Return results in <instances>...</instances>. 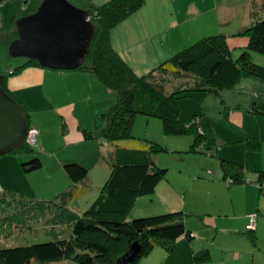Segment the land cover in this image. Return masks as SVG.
Listing matches in <instances>:
<instances>
[{"label":"trees","instance_id":"1","mask_svg":"<svg viewBox=\"0 0 264 264\" xmlns=\"http://www.w3.org/2000/svg\"><path fill=\"white\" fill-rule=\"evenodd\" d=\"M26 1L25 8L19 7L11 22L0 26V42L6 47L17 37L15 19L34 12L41 2ZM1 3L2 0L0 6ZM143 3L144 0H108L85 7L87 17L95 25V33L84 62L74 70L95 74L115 94L113 104L107 111L96 114L92 130H85L84 133L86 139L100 135L107 143H117L114 149L101 154L100 161L108 166L109 172L99 188L98 196L80 213L72 209L73 200L91 187L88 184V168L77 161L62 165L69 184L50 199L37 198L15 188H3L0 191L1 218L15 225L48 216L50 222L46 218L47 223L69 224L70 236H56L48 241L24 245L0 246V264H46L67 258L80 264H120L117 260L135 240L140 243L139 255L126 264H137L151 249L161 247L171 251L179 237L190 239L193 236L185 225L186 212L183 210L127 218L135 199L151 195L157 184L166 177L168 168L155 161V155L166 148L154 141L131 146L119 140L132 138L134 116L143 114L158 117L166 134L191 135L190 151L207 153L205 150L210 144H218L219 140L209 125L210 117L195 113L191 122H183L179 117L178 100L190 97L202 102L208 93L229 90L247 76L264 80V65L252 61L250 57V51L264 54V0H261V7L255 0H250L251 21L243 28L230 35L219 32L203 36L148 72L138 75L112 47L110 32ZM235 37L245 39V43L235 46L231 42V38ZM235 49L238 52L234 54ZM28 66L40 65L33 58H25L17 67L1 72L4 75L1 85L18 102L29 121L25 105L5 86L4 81L8 75L16 74ZM153 71L161 72L162 76L159 77L166 78L163 74H170L176 81L173 80V85L165 88L160 78L158 82L153 80ZM247 110L264 115V102L256 100ZM38 137L39 130V145H28L24 140L20 148L9 153H26L33 151V148L42 150ZM261 142L260 138L254 136L244 139V164L220 159L227 185L244 183L245 168L255 170L257 182H261L264 176L260 165ZM21 162V169L25 172L43 166L37 155ZM260 192L264 193L263 190ZM209 257L208 248L193 255L195 262L206 261Z\"/></svg>","mask_w":264,"mask_h":264},{"label":"rangeland","instance_id":"2","mask_svg":"<svg viewBox=\"0 0 264 264\" xmlns=\"http://www.w3.org/2000/svg\"><path fill=\"white\" fill-rule=\"evenodd\" d=\"M24 1L26 0H2L0 6V26L11 22L19 7L22 6L21 8H25L27 3L24 4ZM69 1L75 4L76 6L82 7L84 9L85 7H89V5L85 3V0ZM196 1L199 2V0H144L145 4L143 3V5L139 9L132 13L140 11L144 8L150 9L149 4L151 2H154L153 7H158L160 9L158 13H161V10L165 11L163 12L164 20H166V18L167 20H169L172 17H177V19H179V17L183 15V12H185V10L188 8L190 9V7H192L193 3H195ZM255 1L257 4L259 3L258 6L261 7V0ZM203 5L204 6L201 7V10H204L205 13H202L200 15H202L203 17L205 16L204 18L208 20L206 25H209V27L203 29V31L205 32H192L194 33V36L192 37L187 34H183L182 36L185 38V42H187L189 39L192 43L203 36L216 33H209L217 30V24L212 23L213 17H210L211 15H207L208 13H210V10H207L208 6H206L205 4ZM257 9L258 8H256V11ZM131 14L125 17L124 21L125 19L134 18L129 17ZM200 15L194 18L195 21L194 19L191 20L192 23H195L193 26H197ZM126 22H123L122 26H126ZM117 25H119V23H117L115 26ZM133 25L137 27L138 34L143 31L145 27L144 22H141L139 20L135 21L130 26ZM125 29L126 31L121 29L119 31V38L122 41L129 40L138 35L134 34L130 28ZM189 30L193 29L191 24L188 25V22L186 21L181 23L177 27H174V31L176 33H185L189 32ZM226 31H232V29L229 27L228 29H226ZM1 36L2 35L0 34V37ZM157 36H161V34ZM172 36L174 35H171V37ZM177 37L179 38V35H177ZM110 39L111 41H115L113 31L110 32ZM3 40L4 37H2V41ZM164 41L166 43L163 42L161 39H158V44L156 47L158 48V50H162L164 45L169 43L165 39ZM7 47L3 42H0V72H7L10 67H17L25 61V57L10 56ZM168 50L169 47L166 51ZM137 51L139 54V61H143L144 53H142L141 50ZM250 55L253 58L251 60L256 63H259L260 61L258 60V58L264 57V54L255 51H250ZM146 61H148V57L146 58ZM140 64L143 65L142 62H140ZM163 75H165L166 78L159 77L162 76V73L159 71H153L151 73V76H153L154 81H157L158 78H160L161 83L165 85V88L171 87L173 85V80L176 81L174 79L175 77L171 76L170 74ZM48 86L51 87L52 84L50 83ZM39 87L41 86H38L31 90L24 89L23 91V93H27L29 103L32 107L30 109L31 112L29 115L30 124L32 126L28 125L25 138H27L26 136L28 134V131L29 133H31V127L35 126L40 132L39 135L42 134V137L44 136L46 140L48 138L49 143H47L45 149L43 150L33 148V151H26V153H16L15 156L21 158L19 162L20 166V164L22 163L21 161H23L24 159L26 161L27 159H31L32 157L37 155L41 158L43 166L39 169L25 172L22 175H17L16 177H1L0 185H10L11 183H13V185L31 190L32 193H34L32 195L37 198H40L39 196L47 195V197L44 199H50L58 192L65 189L66 186L64 185V182L66 178L64 175L65 172L62 171V164L65 162H62L61 165H59V163L60 161H66L64 159H67L66 157H69V155L72 154L71 150L78 143H71V141H73V136H75V128L72 127L69 131V128L67 127L68 124H64V118L62 117L60 111L56 112L55 105L52 106L51 109H47L46 103L48 102V96L45 92L46 88L44 87V91L43 89L39 90ZM226 93L227 90L220 91V94L222 95L221 98H223V95H225ZM216 96L221 99L218 94ZM105 97L106 96H103L102 98L104 99ZM205 97L206 99L203 100L205 104L209 99L211 100L209 102L211 104H208L209 106L207 105V111L209 112V114H207L210 115V128L212 129L215 137L220 140L218 144H210V147L205 150L207 151V153L190 151L189 147L191 145V135L166 134L162 129V123L158 117L146 116L143 114H136L134 116L133 125L131 128L132 138L121 139L119 140V142L134 146L141 143L145 144L147 143V141H154L163 145L166 149L160 152L159 154L155 155V159L159 156V160H156V163L160 166L167 167L168 176L169 174L171 177L172 175H174L176 178L175 183L179 186L182 184V182H178V179H182L180 176H182L186 182H189V177L187 176L191 175L192 177L193 173L198 174V171H201V173L204 175L203 177L205 178V180L202 183H197L194 189L187 191L185 195V204H188L190 210L188 218H197L195 214H191V211H195L194 209H197L198 206L200 207L199 209H202V207H204V209L208 211L202 212V210H199L201 211L199 213L205 214L204 218H216V222L211 220L210 223L205 226V229L207 230L203 232V237L205 241L209 244L208 247L210 253L213 252V259L214 261L216 260V264H222L223 262H225L226 264H250L252 260V254H254L252 256L254 258L253 264H257L259 258H264V193L259 192L254 182H244L246 187H243V184L234 183H230L229 185H227V179L224 180L221 177L220 159L224 157L223 155L227 153V151H231L230 153H233V156H243L244 150L242 149V140L247 132H256L258 133L260 138L264 139V125H260L264 124V122H260L259 118V116H264L253 113H249L247 115L246 113H248V111L245 109V107L238 104L232 105L235 108H229L226 106V109H224L223 112L221 111L218 114V110H215L217 109V105L215 104L216 106L214 107V100L212 99V95L208 94ZM179 101V117L183 122H191L194 113L201 112L200 107L203 103L200 104V101L190 97L180 98ZM70 104L73 105L76 110L72 111L70 109L71 113H75L74 116L78 115L77 109H83L82 111H84L85 114L89 107V105H86V107L83 108L82 105L79 104L78 99L74 100L73 102H70ZM112 104L113 103H111L110 105ZM210 106L211 109L214 110H210ZM223 106H225L224 102ZM61 108L69 110V104L65 103L61 106ZM107 110H103L100 113L105 112ZM226 112L227 116L225 118L224 116ZM89 116L90 114L89 112H87L81 118L83 124L90 123V121L88 120ZM234 117H236V120H234ZM241 118H251L250 120H248V122L241 123L243 128L242 126H239ZM34 123H36L38 126L34 125ZM72 124L75 126L74 123ZM96 138L99 141L102 139L100 135L96 136ZM227 139L230 140L228 141ZM102 141H104V144H106V140L102 139ZM84 144V142L79 143L78 148L82 150V148H84ZM108 144L111 147L109 151L114 149V147L117 145V143L112 142ZM262 148L264 150V142ZM104 151L106 153L108 152L107 149ZM68 162H74V160H69ZM88 163L90 164V166H88V169L90 170L89 173L91 174L93 182L95 183L94 185L90 184L91 187L87 192L83 193L80 197H77L76 200H73L72 209H74L78 213L88 207V205H90L92 201H94V199L98 196L99 189H97L95 186L99 185L100 188V186L103 184L104 180L108 175L107 170L103 171V169H101L102 167L100 166V160L96 161V163L94 160L92 162L89 161ZM92 165H94V168H90L92 167ZM202 167H204L203 171L200 170V168ZM90 174H88L89 177ZM246 175L248 179H251V176H254V179L256 177V174L254 173L252 175V172L249 170H246ZM262 182L264 186V179ZM61 183L63 185L62 187H60ZM189 184H191V182H189ZM2 189L0 190L1 192ZM150 196L151 195L137 197L128 211L127 218L131 219L133 217L138 216L153 215L154 213L149 214L151 209L147 207L148 203L150 204V202H148ZM151 204L157 205L154 199L151 201ZM185 210L189 211L187 209ZM46 218H48V221L46 220ZM46 218L41 217L37 221L33 220L31 222H27L28 225L26 223L11 225L9 222H7L6 218L0 217V246L13 244L24 245L33 242L48 241L55 238L56 236L65 238H68L70 236L69 224L47 223L50 222V217L46 216ZM236 222L238 223L237 227L239 234L236 232H231V229H233L232 227ZM216 227H218V229H216ZM223 229L230 230L221 231ZM244 230L246 231L242 232ZM217 256L219 260L216 258ZM57 261L46 264H80L70 258Z\"/></svg>","mask_w":264,"mask_h":264},{"label":"crops","instance_id":"3","mask_svg":"<svg viewBox=\"0 0 264 264\" xmlns=\"http://www.w3.org/2000/svg\"><path fill=\"white\" fill-rule=\"evenodd\" d=\"M86 4H101L107 0H85ZM212 1V2H211ZM196 1L193 3L192 7L190 9H186L185 12H183V15L177 19V17H170L171 19L164 20L163 16V10H161V13H158L160 10L158 7H153L154 2H151L149 4V8H144L140 11H137L135 13H132L129 17H134L132 19H124L122 22H119V25L113 27L111 31H113V35L115 38V41H111V45L114 48V50L121 56V58L133 69V71L137 74H144L150 69H152L154 66L159 64L161 61L166 60L173 55V53H176L177 51L181 50V48L188 46L191 43V40L188 39L187 42H185V38L182 36L183 34H187L190 37L194 36L195 31H203V29H206L209 27L206 23L208 20H206L202 15V13H205L204 10H201V7L208 6V11L210 10V13L207 15H211L212 23L217 24V30L212 31L209 33H224L227 35H230L237 30L241 29L242 27L248 25L251 21L250 16V0H199V2ZM200 3V5H199ZM145 4V3H144ZM187 11V12H186ZM242 12V13H241ZM172 13V11H171ZM162 16H161V15ZM198 15L199 21L197 23V26H193L195 23H192V19L196 18ZM128 17V18H129ZM185 18V19H184ZM184 19V20H182ZM141 21L144 22V30L141 31L138 34L137 27L135 25H132L135 21ZM127 21V22H126ZM188 22V25L191 24L193 30H189V32H175L174 27L180 25L183 22ZM195 21V19H194ZM123 22H126V26H122ZM120 26V28H119ZM128 26V27H127ZM130 28L131 31L134 34H138L136 37H133L129 40H120L119 38V31L124 30L125 28ZM231 28L232 31H226V29ZM236 27V28H235ZM142 33V34H141ZM208 33V34H209ZM161 34V36H157ZM207 34V33H206ZM171 35H174L171 37ZM179 35V38L177 37ZM127 39V38H126ZM158 39H161L163 42L164 39L167 40L169 43L164 45L162 50H158L157 44ZM173 39V40H172ZM111 40V39H110ZM232 44L235 46H242L245 43V39L240 38H231ZM166 43V42H165ZM161 44V43H160ZM134 46V47H133ZM169 47V50L167 48ZM127 50V52H126ZM141 50L142 53H144L143 61H139L138 57V51ZM238 52V49H235L234 54ZM172 54V55H171ZM148 57V61H146V58ZM251 59L252 56L250 55ZM257 59V57H256ZM259 63L264 64V57L258 58ZM140 62L143 63V65L140 64ZM258 62V61H257ZM139 63V64H138ZM152 63V64H151ZM5 86L25 105L29 115H30V109L32 108L27 93H23L25 90H31L38 86L39 90L46 88V94L48 96V102L47 109H51L52 106L55 105L56 112H59L62 114V117L64 118V124H68L69 131L72 127L75 128V133L73 136V141L71 143H78L76 146L71 150L72 154L69 155V157H66L67 159H64L66 161H60L59 165L62 164V162H68L69 160L77 161L85 166H90L88 163L89 161H98L101 158V154L106 153L104 150L107 149V151L110 150V145L106 142L104 144V141L102 139L99 141L97 138H88L86 139L84 137L85 130H92L94 126V117L96 114L100 113L103 110H107L111 103L114 102L115 94L106 88L100 80L97 78V76L89 71H83V70H57V69H50L46 67L41 66H28L23 69H21L18 73L8 75L5 78ZM52 84L51 87H49V84ZM212 95V99L214 100V107L216 106L218 110V114L224 109H226V106L231 108L233 104L242 105L247 110L248 107L252 102H255L256 100L263 101L264 102V80L255 76H247L241 78L231 89L227 90V93L225 95H222L219 93H208ZM207 94V95H208ZM219 95L217 97L216 95ZM206 95V96H207ZM103 96H106L104 99ZM79 100V104L82 105L83 108L86 107V105H89L87 112H89L90 116L88 120L90 121L89 124H83L81 118L86 114H84L83 109H77L78 115L74 116L75 113H71L70 109L73 111L75 110L74 106L70 104V102H73L74 100ZM206 97L203 99L205 100ZM211 100L209 99L207 103L205 104L204 101L200 102L202 106L200 107L199 113L208 115L209 112L207 111V105L211 104L209 103ZM178 100V105L179 104ZM223 102L224 105L223 106ZM65 103L69 104V110L61 108V106ZM216 104V105H215ZM208 105V106H209ZM235 108V107H234ZM210 110L211 109L210 106ZM76 111V110H75ZM82 111V112H81ZM248 111V110H247ZM211 112V111H210ZM68 113V114H67ZM208 113V114H207ZM250 112L246 113L247 115ZM195 114V113H194ZM251 114V113H250ZM180 116V113H179ZM210 117V115H208ZM227 116V112L225 113V118ZM264 116V115H263ZM256 117V116H255ZM260 122H264V117H260ZM251 118H241L240 121V127L242 126L241 123H246ZM234 120H236V117H234ZM30 122V117H29ZM74 123L75 126L72 124ZM34 125L38 126L36 123ZM33 125V126H34ZM264 125V124H260ZM243 128V126H242ZM247 132V131H246ZM40 133V132H39ZM41 135V136H40ZM38 137V140L42 146V150L45 149V146L47 143H49L48 138L40 134ZM247 136H254L259 137L258 133L256 132H247L244 136L242 142H243V150L244 154L243 156H233V153H230L231 151H227V153H223L226 160L238 163V164H244L245 163V148H244V139ZM262 140L261 146H260V165L261 168L264 170V150L262 148L264 139L260 138ZM219 140V139H218ZM228 141L230 139H227ZM86 141V142H85ZM85 143L84 148L80 150L78 148L79 143ZM220 142V140H219ZM87 145V146H85ZM241 150V149H240ZM262 151V152H261ZM243 152V151H242ZM215 156V155H214ZM21 158H18L15 156V154L12 153H6L4 155L0 156V178H12L16 177L17 175H22L25 173L19 166ZM159 160V156L155 159V161ZM64 164V163H63ZM62 164V165H63ZM101 169L107 170V173L109 172V168L107 165L104 164V162L100 161ZM94 168V165L92 167ZM200 170H204V167L200 168ZM246 170H249L252 172V175L255 173L256 177L254 179V176H251V179L247 178ZM62 171L63 168H62ZM90 170L88 169V174ZM220 172L221 177L223 179V174L220 166ZM65 175V174H64ZM244 178L245 182H254V184L257 186L259 192L260 190L264 191L263 186V179L260 183L257 182L258 174L255 170H251L249 168L244 169ZM204 175L201 173V171H198L197 173H193L192 177L191 175L187 176L189 177V182L185 181L182 176H180L182 179H178V182H182V184L179 186L175 183V176L172 175V177L168 176V173L166 174V177L162 179L157 186L155 187V191L151 194L148 202L147 207L151 209L149 214H157L162 213L166 211H173V210H183L186 212L185 217V225L186 227L193 233V236L188 239L184 236H181L177 239L175 247L171 251H166L161 247H155L151 249V251L141 257L138 260V264H216V260L213 259V252L210 253L208 243L205 241L203 237V232L206 231L205 226L210 223V221L216 222V218L209 217L204 218V213H199L202 210V212H208L204 207L202 209H199L198 206L197 209H194L195 211H191V214H195L197 217L196 219L188 218V214L190 212L189 206L186 203V193L187 191L193 190L197 183H202L205 178ZM89 177V175H88ZM65 182L64 185L67 188L69 184V180L65 175ZM254 179V180H253ZM174 180V181H173ZM93 179L91 177L88 178V184H93ZM235 184V183H234ZM243 187H246L244 183ZM229 185V184H228ZM62 183L60 187H62ZM190 186V187H189ZM15 188L19 189L25 193L28 194H34L31 190L25 189L23 187H19L16 185H13L11 183L10 185H0V190L2 188ZM97 189H99V185L95 186ZM229 187V186H227ZM61 190V189H60ZM57 192V191H56ZM52 194V193H50ZM40 198H46L47 195L39 196ZM154 199L157 205L151 204V201ZM185 209L189 210L186 211ZM219 209V208H218ZM221 210V209H220ZM142 214V213H139ZM148 214V213H147ZM209 215V214H208ZM217 226V225H216ZM238 223L236 222L233 225V229H231V232L238 233ZM218 229V227H216ZM237 229V230H235ZM230 229H223L221 231H229ZM246 230L242 231L245 232ZM239 234V233H238ZM243 235V234H242ZM205 241V242H204ZM203 248H208L210 257L206 261L202 262H195L193 259V255L195 252L200 251ZM241 252V251H240ZM235 253V252H233ZM254 254H252L253 256ZM251 256V262L250 264H253L254 258ZM218 259V256L216 257ZM219 260V259H218ZM222 264H226L223 262ZM257 264H264V258H259Z\"/></svg>","mask_w":264,"mask_h":264},{"label":"water","instance_id":"4","mask_svg":"<svg viewBox=\"0 0 264 264\" xmlns=\"http://www.w3.org/2000/svg\"><path fill=\"white\" fill-rule=\"evenodd\" d=\"M14 26L17 37L8 44L9 55L33 58L40 66L57 70L81 66L95 33L86 9L69 0H41L34 12L16 18ZM3 77L0 72V155L23 145L29 125L21 106L3 90ZM139 252L135 240L117 263H129Z\"/></svg>","mask_w":264,"mask_h":264},{"label":"built area","instance_id":"5","mask_svg":"<svg viewBox=\"0 0 264 264\" xmlns=\"http://www.w3.org/2000/svg\"><path fill=\"white\" fill-rule=\"evenodd\" d=\"M37 135H38V130L35 127H31V133L27 134V138H25V141L30 144V145H39L38 141H37ZM228 183V181H227ZM250 226V224H249Z\"/></svg>","mask_w":264,"mask_h":264}]
</instances>
